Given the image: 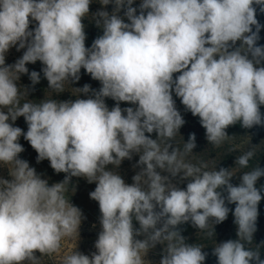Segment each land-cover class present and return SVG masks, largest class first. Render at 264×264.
Returning a JSON list of instances; mask_svg holds the SVG:
<instances>
[{
    "label": "clouds",
    "instance_id": "1",
    "mask_svg": "<svg viewBox=\"0 0 264 264\" xmlns=\"http://www.w3.org/2000/svg\"><path fill=\"white\" fill-rule=\"evenodd\" d=\"M97 2L114 8L90 14L93 0H0V167L11 177H0V264H42L43 257L51 264H151L147 255L158 244L159 264H205L206 247L187 243L179 226L190 223L211 238L230 211L237 238L212 246L216 264H264V241L249 246L264 199V185L257 187L264 168L258 163L233 171L249 167L259 144L251 143L231 168L187 161L196 136L177 146L185 120L173 99L174 92L199 117L214 149L234 137L229 126L264 127V45H257L264 25L254 7L264 13V0H141L139 14L134 0ZM89 16L103 34L86 47L82 21ZM13 46L26 51L6 65ZM37 61L54 95L78 82L81 69L101 87L74 88L75 100L22 103L28 89L22 92L17 82ZM29 78L35 85L41 76L32 71ZM105 98L115 106L109 109ZM121 102L135 107L121 108ZM18 117L26 132L13 126ZM153 132L156 139L146 135ZM21 136L37 163L48 160L55 173L65 174L63 181L50 186L19 158ZM134 154L139 159L132 167L139 171L128 184L117 169ZM73 177L96 185L89 197L98 202L101 230L90 256L77 246L62 255V242L79 237L83 219L65 195L76 191Z\"/></svg>",
    "mask_w": 264,
    "mask_h": 264
},
{
    "label": "trees",
    "instance_id": "2",
    "mask_svg": "<svg viewBox=\"0 0 264 264\" xmlns=\"http://www.w3.org/2000/svg\"><path fill=\"white\" fill-rule=\"evenodd\" d=\"M141 0H134L133 7L137 8V14H139V4ZM254 7L257 8V12L259 15H262V13L259 12V6L254 5ZM104 9L112 12L114 5L109 4L107 6H102L100 3L97 2V0H93V3L90 5L89 12L95 13L96 11L100 9ZM119 15L125 19V22L127 21V18L124 17V9L121 10ZM91 16L88 18L83 19L82 23L85 25V33H86V40H85V46L91 47L93 41L95 38H97L99 35H102V29L98 28L93 21H91ZM264 21V19H263ZM35 21H33L29 28L33 29L36 26ZM261 41V40H260ZM239 44V42H238ZM24 51L26 49H21L17 51V46L11 47L8 52L5 54V64L6 65H12L14 64L19 58L22 57ZM26 67L29 70L28 74H21L18 83V86H21V91L23 92V87H26L28 89V97L24 96L22 103L25 100H32L34 103H39V100L45 98H54L60 101L65 100H75L77 97L76 90L74 88H82L85 84H88L91 86V89L99 90L101 87V84L99 81L93 80L89 74L85 72L84 69H81L80 73V80L78 82H74L71 85L65 84V89L68 91H65L63 93H60L58 95H54L51 90H48V81L43 77V73L41 72V68L43 65L41 62L37 61L36 63L32 64L29 63L26 65ZM32 71H37L40 73V81L39 83L33 85L29 75ZM180 73H175V76H178ZM81 99L88 98L84 94H80ZM173 99L176 103V108L178 111H180L181 115L183 116L185 120V124L180 128L179 134H177L175 138V142L177 146L183 148L184 141L186 142L189 138V135L191 133H195L196 136V147L193 149V153L189 154V156L186 157V160L192 163H199L200 161H204L208 164V169L212 170L217 166V169L220 167L224 168H231L235 166V158L237 155H240V153L236 148L235 152L229 153V148H222L221 146L219 148H213L211 145H209L208 141L205 137V129L201 126L199 122V117H194L191 112L183 110L181 108V104L177 101V98L173 96ZM105 103L111 109L113 106H115L116 102L112 100L111 98H105ZM121 108L125 107H135V105L121 102L120 103ZM262 113H264V106H261ZM23 121L24 118H23ZM10 123H13L12 121H9ZM14 124V123H13ZM24 132L27 131V126L23 127L22 129ZM146 135H149L151 138L156 139L157 134L155 132L149 134L146 133ZM19 142L23 148L26 150V153L31 156L33 160H36L37 153L36 151L31 147L28 141H26L23 136L20 137ZM173 142V144H175ZM232 148V147H231ZM139 156L134 154L133 158L131 160L125 159L117 171L122 176L124 180H127V182L131 183L132 177L135 175L137 171H139L138 168H133L132 166L138 161ZM48 160H43L41 163L45 164L48 163ZM259 163L260 167L264 168V161L259 153H256V156L250 160L249 167L245 169H240L238 166L233 169L237 174L243 171H248L252 167H255ZM109 168L112 166L109 165ZM167 174V173H162ZM133 182V181H132ZM231 183L234 185H238L240 183L239 175L234 176L231 180ZM187 181L183 182L179 185V187H186ZM261 185H264V177H261L257 182V187L259 188ZM262 196H264V193H262ZM230 209L234 210L235 205L230 204L227 205ZM258 220H257V231L254 234V241L250 247H256V243H260L264 241V199H262L258 205ZM234 217L232 215V212L230 211L228 214V218L221 224L215 225V232L216 236L213 235L211 238H207L203 232H197V229L193 228L190 223L182 224L180 225L181 234L185 236L187 243H197L203 245L204 248L203 251L208 253L207 258L210 260L211 264H216V258L211 254L212 253V246H215L216 243H220L222 241H226L228 239H236V225L234 224ZM197 232V233H196ZM192 239V241H190ZM261 256L264 258V248L261 249Z\"/></svg>",
    "mask_w": 264,
    "mask_h": 264
},
{
    "label": "rangeland",
    "instance_id": "3",
    "mask_svg": "<svg viewBox=\"0 0 264 264\" xmlns=\"http://www.w3.org/2000/svg\"><path fill=\"white\" fill-rule=\"evenodd\" d=\"M264 13L259 15L257 12V20L261 25H264ZM255 30V29H253ZM260 40L257 41V45H264V27L261 28L259 33ZM237 47L239 46L237 42ZM173 96L176 97L173 92ZM179 104H181V108L184 110V106L181 103L179 97H176ZM262 111V109H261ZM13 126L26 127L27 124L23 121V117H18L14 122ZM226 132L230 136H234L232 139L226 141L221 145L222 148H236L240 153H244L249 150L251 147V143L254 145H258L256 149V153H259L264 161V127L262 126H254L251 129H244L240 126L239 123L233 126H229L226 129ZM21 142V141H19ZM19 158L26 160L30 167L35 168L38 175L43 179H47L49 185L51 186L54 183H58L63 181L65 174L64 173H55V171L50 167V162L48 163H37L36 160H33L29 154L26 153V150L19 154ZM0 177L5 179H11L8 174V169L6 167H0ZM126 183H133L131 180ZM72 184L75 185L76 191L73 193L69 190L65 195L67 198H70V202L78 207L83 214L82 223L79 229V237H73L71 239H66L63 241L62 255H67L73 251L76 247V251H79L85 255H91L92 252L96 251L94 247V243L98 238V233L101 230V226L99 223V205L98 202L90 199L89 193L93 191L96 187L95 183H88L84 178H72ZM135 227H139L138 222L133 221ZM142 239L143 237H138ZM192 241V239H190ZM39 255V253H37ZM162 256V246L157 245L155 249H151L147 255V259L151 261V264H159ZM60 256H57L55 259L57 262L60 260ZM42 264H51L47 257L42 258ZM205 264H211L210 260L206 258Z\"/></svg>",
    "mask_w": 264,
    "mask_h": 264
}]
</instances>
